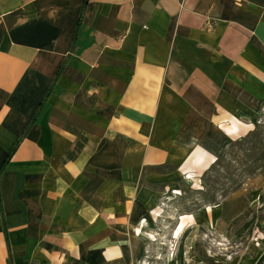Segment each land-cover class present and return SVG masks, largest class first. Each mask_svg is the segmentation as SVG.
<instances>
[{
    "label": "crops",
    "instance_id": "obj_1",
    "mask_svg": "<svg viewBox=\"0 0 264 264\" xmlns=\"http://www.w3.org/2000/svg\"><path fill=\"white\" fill-rule=\"evenodd\" d=\"M262 112L264 0H0V264H136Z\"/></svg>",
    "mask_w": 264,
    "mask_h": 264
},
{
    "label": "rangeland",
    "instance_id": "obj_2",
    "mask_svg": "<svg viewBox=\"0 0 264 264\" xmlns=\"http://www.w3.org/2000/svg\"><path fill=\"white\" fill-rule=\"evenodd\" d=\"M133 231L136 264H264V112Z\"/></svg>",
    "mask_w": 264,
    "mask_h": 264
},
{
    "label": "trees",
    "instance_id": "obj_3",
    "mask_svg": "<svg viewBox=\"0 0 264 264\" xmlns=\"http://www.w3.org/2000/svg\"><path fill=\"white\" fill-rule=\"evenodd\" d=\"M85 5V4H84Z\"/></svg>",
    "mask_w": 264,
    "mask_h": 264
}]
</instances>
